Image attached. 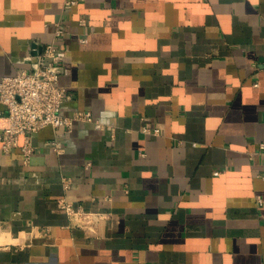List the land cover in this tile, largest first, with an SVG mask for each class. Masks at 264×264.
I'll list each match as a JSON object with an SVG mask.
<instances>
[{
  "label": "crops",
  "instance_id": "0c3cea01",
  "mask_svg": "<svg viewBox=\"0 0 264 264\" xmlns=\"http://www.w3.org/2000/svg\"><path fill=\"white\" fill-rule=\"evenodd\" d=\"M66 2L0 0V77L59 22L93 117L0 140V264H264V0Z\"/></svg>",
  "mask_w": 264,
  "mask_h": 264
},
{
  "label": "built area",
  "instance_id": "2783aa9c",
  "mask_svg": "<svg viewBox=\"0 0 264 264\" xmlns=\"http://www.w3.org/2000/svg\"><path fill=\"white\" fill-rule=\"evenodd\" d=\"M77 0H67V4H75ZM85 18L80 23L85 25ZM55 35L52 41L43 44L42 50L35 57V61L28 68H22L15 74L0 77V102L6 112L0 111V120L3 119L0 134L1 149L9 152L20 148L25 160H29L34 152L33 133L45 126L72 129L77 120L92 121L89 110H78L72 115H65L61 111L62 103L68 96L67 89L60 84V75L63 71L64 50L57 45V41L64 35V27L57 22ZM82 42L86 38H81ZM159 128L144 127V131L159 133ZM53 144L61 150L59 138ZM264 148V143L261 144ZM219 174L220 170H215ZM63 207L73 211V206L67 201Z\"/></svg>",
  "mask_w": 264,
  "mask_h": 264
},
{
  "label": "water",
  "instance_id": "95a60500",
  "mask_svg": "<svg viewBox=\"0 0 264 264\" xmlns=\"http://www.w3.org/2000/svg\"><path fill=\"white\" fill-rule=\"evenodd\" d=\"M41 50H42V47L39 49V51L36 53V55H37L38 53H40V52H41Z\"/></svg>",
  "mask_w": 264,
  "mask_h": 264
}]
</instances>
